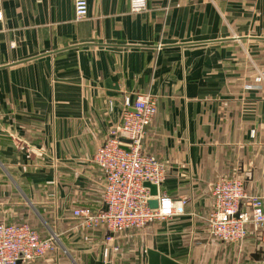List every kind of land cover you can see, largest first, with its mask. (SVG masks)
<instances>
[{"label":"crops","instance_id":"crops-1","mask_svg":"<svg viewBox=\"0 0 264 264\" xmlns=\"http://www.w3.org/2000/svg\"><path fill=\"white\" fill-rule=\"evenodd\" d=\"M87 1L76 21L73 0H0V222L56 237L19 264H147L153 248L178 264H264V230L248 226L237 246L205 220L219 177L264 192V83L241 80L242 67L264 68V0H145L140 12ZM144 94L156 113L142 151L166 165L160 190L189 202L108 241L72 211L104 209L93 156L124 99Z\"/></svg>","mask_w":264,"mask_h":264},{"label":"built area","instance_id":"built-area-1","mask_svg":"<svg viewBox=\"0 0 264 264\" xmlns=\"http://www.w3.org/2000/svg\"><path fill=\"white\" fill-rule=\"evenodd\" d=\"M130 1L131 11L143 10L145 0ZM73 14L76 21L85 18L88 1L73 0ZM155 113V100L148 94L137 95L132 104L128 98L124 99L120 124L108 132V138L93 156V162L104 179V209L92 212L78 208L72 211L82 229H105L110 235L106 238L109 241L115 233L170 219L189 202L188 199L174 201L160 190L166 165L142 151L146 128ZM144 183L156 187L155 196L150 195ZM150 200L157 201L156 208H150ZM205 220L211 236L222 243L241 246L248 226L254 231L264 230V192L249 197L241 179L219 177L212 187L211 211ZM55 242V236L42 239L26 223L0 222V264L32 262L44 257Z\"/></svg>","mask_w":264,"mask_h":264},{"label":"rangeland","instance_id":"rangeland-1","mask_svg":"<svg viewBox=\"0 0 264 264\" xmlns=\"http://www.w3.org/2000/svg\"><path fill=\"white\" fill-rule=\"evenodd\" d=\"M258 29L263 28L264 25L259 24L257 25ZM259 60V57H258ZM263 62V61H262ZM241 80L242 83H255V86H258L260 83H264V68L258 67L254 69H249L248 67H242L241 69ZM119 246H122V243L119 244ZM134 246V245H133ZM120 247L115 246V254H116V260L122 261L121 257V249ZM128 248L131 249V244H128ZM132 250V249H131ZM132 253H129L131 255ZM128 257H124V260L126 261ZM132 262V261H131Z\"/></svg>","mask_w":264,"mask_h":264},{"label":"water","instance_id":"water-1","mask_svg":"<svg viewBox=\"0 0 264 264\" xmlns=\"http://www.w3.org/2000/svg\"><path fill=\"white\" fill-rule=\"evenodd\" d=\"M144 186L149 188L150 190V195L155 196L156 195V187L149 184V183H144ZM149 206L150 208H156L157 207V201L156 200H150L149 201ZM147 257H148V262L147 264H178L175 261L165 257L164 255H161L156 251L155 248L147 250ZM110 264V263H107Z\"/></svg>","mask_w":264,"mask_h":264}]
</instances>
